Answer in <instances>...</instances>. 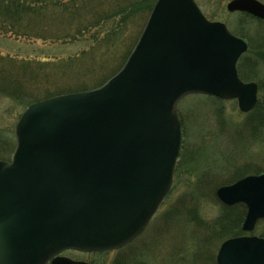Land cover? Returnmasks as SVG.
<instances>
[{"label":"water","instance_id":"95a60500","mask_svg":"<svg viewBox=\"0 0 264 264\" xmlns=\"http://www.w3.org/2000/svg\"><path fill=\"white\" fill-rule=\"evenodd\" d=\"M229 12L264 20L258 0ZM243 39L194 0H156L121 69L100 87L28 106L10 161L0 160V264H45L65 250L102 252L135 238L169 191L181 147L178 102L189 94L257 102L236 64ZM243 203L242 230L264 219V173L216 190ZM217 264H264V238L225 240ZM51 264H88L57 256Z\"/></svg>","mask_w":264,"mask_h":264},{"label":"rangeland","instance_id":"374dc122","mask_svg":"<svg viewBox=\"0 0 264 264\" xmlns=\"http://www.w3.org/2000/svg\"><path fill=\"white\" fill-rule=\"evenodd\" d=\"M49 1L57 4L56 9H61L63 4L70 0H28L34 6L42 5V9L44 7L43 14L29 16L31 19L35 17L30 22L31 28L28 29L27 26L26 30L20 29L21 31L18 32L0 29V62L31 66V72L36 76L30 74L16 76L30 95L38 97L37 101L55 96L54 94L58 92L56 90L64 87H74L76 90H65L58 92L57 95L89 90L98 86L101 83L98 81L129 49L141 23L139 17L124 23L120 18L121 15H115L107 22L100 21L89 25L87 30L77 33L74 32V27L68 30L66 20L54 15L56 11L50 6L48 9L45 7V2L49 3ZM230 1L232 0H194L210 21L224 23L239 37L240 34H236L235 30L243 31L245 36L241 38L248 43L253 54H256L252 58L254 57L258 62V76L251 81L259 86L264 83V54L258 52L264 49V24L255 20L252 23L242 24L240 12L227 10ZM258 1L264 3V0ZM95 2L101 3L99 8L105 10L108 6H113L115 0ZM35 11L38 12L39 9ZM86 18L90 20L89 15L84 16L82 20ZM93 21L94 19L90 20ZM111 31L114 32L111 42L108 45L104 44V39L100 42L101 38H106V34ZM0 69L10 71L6 66ZM1 85L3 82L0 83ZM261 91L264 93V88ZM261 91L259 89L258 100L262 98ZM26 108L25 103L0 94L1 160L11 159L16 141L15 125ZM177 112L179 119L182 118V147L171 188L147 227L128 246V249L132 248L135 251L148 248L152 253V259H147L145 255L143 260L147 261L139 259L140 256L133 258L124 248L122 250L124 255H121L120 261L128 264H136L139 261L147 264H216V254L220 244L227 238L235 237L231 234L237 230L240 218L233 213L231 226L227 223L224 228L214 227L213 222L220 217L223 208L216 193L215 195L213 193L211 183L232 180L236 172H240V176L243 175L237 180L264 173V125L254 126L256 129L251 130L250 126H253L252 122L256 123V119H249L251 113L241 112L235 99L220 100L192 94L178 103ZM201 177L202 181L211 184V187H202L203 193L200 195L195 191L187 193L191 191L188 190L190 185ZM194 195L198 197L194 199ZM181 200L186 203L190 201L191 206L197 204L198 217L203 220L200 225L190 222L192 217L190 210L184 213L185 216L183 214L180 226L177 217L169 220L168 217L174 213L173 208L180 206ZM180 207L183 208V205ZM184 223L187 224L186 227ZM242 223L243 221L241 225ZM222 230L224 234H221ZM213 231L215 232L212 233ZM262 232H264V220L259 221L248 235L260 236ZM225 234L230 235L224 236ZM119 253L120 251L101 254L66 251L63 256L88 264H113Z\"/></svg>","mask_w":264,"mask_h":264},{"label":"trees","instance_id":"16d2710c","mask_svg":"<svg viewBox=\"0 0 264 264\" xmlns=\"http://www.w3.org/2000/svg\"><path fill=\"white\" fill-rule=\"evenodd\" d=\"M95 1L96 0H70L69 2L63 4L61 9L60 8L56 9L57 4L49 1V3L45 2L46 4L45 7L48 9L49 8L48 6H50L53 11H56V14L53 13L54 15H56L59 18H64V20H66V25L68 26V30L74 27V32H77V33H80L82 30H87L89 25H94L96 23H99L100 21L107 22L111 17L114 18L115 15H121L120 18L122 22L124 23H126V21L129 22V20H131L132 18L134 19L136 17L140 18L141 20L140 26H138V29L136 30L134 34V37L132 39V43L129 49H127L126 53L122 56V59L121 60L119 59L117 64L115 66H112L110 71L107 73L109 75L106 74L107 76L106 75L103 76L98 81V82H101L99 83V85H101L110 76H112L117 70H119L122 64L124 63V61L126 60L156 0H115L114 5L108 6L105 10L100 9L99 7H101L100 5L101 3L97 4V2ZM41 7L42 5L34 6V4L31 2H28V0H0V29L4 31L7 29H11V31L13 32L21 31L20 29H25L27 26H28V29H30L31 28L30 22L35 17H32L31 19L29 18V16L31 15L36 16L38 13L43 14L44 7L43 9ZM37 8L39 9L38 12L35 11ZM239 14L242 18L241 19L242 24L252 23L253 20L258 21L261 24H264L263 21H259L247 14H244V13H239ZM66 15L68 16L65 17ZM86 15L87 16L89 15L90 20L94 19V21L90 22L88 18L82 20L84 16ZM74 18H75L74 20L75 23H73ZM70 19L72 21H70ZM235 33L240 34V36L243 38L245 36V34H243V31L235 30ZM113 34L114 32L112 31L109 32L108 34H106L105 36L106 38H101L100 42L103 41L104 39L103 41L104 44L108 45L112 40L111 36ZM250 49L251 48L248 45L247 51L241 56V58L239 59L237 63L238 75L244 81H251V80L256 79V77L258 76V72H259L257 70L258 69L257 59H255L254 57L252 58V56H255L256 54H253V52ZM258 52L264 54V49L262 48L261 51H258ZM9 64H10L9 62H2V63L0 62V68L3 66H6L7 68L10 69V71L8 70L3 71L2 69H0V83L3 82V85L0 86V94L6 95L7 97L15 99L16 101L25 103V107L33 102H36L38 97L36 98L35 96H33V94L30 95L29 92L27 91V88H25L22 85V83L19 81V79L16 76L18 74H22L23 76L26 74H30L31 76H36L35 74L31 72L32 71L31 66L28 64H20V65L13 64V63L10 65ZM104 78L106 80H104ZM75 88L78 89L79 87L75 86ZM81 88H84V87H81ZM262 88H264V83H262L261 85L259 84L260 91ZM65 90L67 91V90H76V89H74V87H70V88L64 87L56 91L65 92ZM57 93H55L54 95H57ZM250 113L252 115L251 114H250L251 116L249 115L250 116L249 119L251 118L256 119L255 121L256 123L252 122L253 126H250L251 130L256 129L254 126L261 127L262 124L264 125V93L263 92H262V98L258 100L256 106ZM180 121L182 122V118H180ZM241 172L243 173V171ZM239 173L240 172H236L235 175L232 177V180H227V181L217 183V184L211 183L212 188L214 189L213 190L214 195H215V190L219 185L221 186L227 185L228 183H232L233 181L243 176V175L240 176ZM202 177L197 182H194L193 184L190 185L188 190H191V191L190 192L188 191L187 193H193L195 191L198 195H200L203 193L202 187H206V186L211 187V184L207 182L204 183L202 181L203 180ZM196 197L198 196L194 195V199H196ZM181 203H180V206L183 205V208H181L180 206H178L179 208L178 207L173 208L174 213H172V215L168 217L169 220L171 221L174 219V217H177V219L180 220L179 222V226H180L181 219L183 218V214L186 213L188 210H190V216H192L190 218V222L200 225L203 222V220L198 217V210H196L197 204L196 206H193V205L191 206L190 201L186 203L183 200H181ZM221 207L223 208L222 214L220 215L219 218H217L218 220L216 219L213 222L214 227L219 228V229L221 227L224 228V226L227 223H229V226H231L230 225L232 223L231 217H232V214L235 213V216H237V218H240V224L236 228L237 230L234 231L233 234L231 233L230 234L232 236H238V235L244 234L241 228V222L243 221L244 215L246 213V207L243 204H237V205L230 206V207L222 205ZM186 225L187 224L184 223V227H186ZM215 231H213L212 233H214ZM221 234H224L223 230L221 231ZM229 235L225 234L224 236H229ZM260 236L264 237V232H262ZM128 246L130 245L128 244L125 247L118 250L120 251V253L117 255V259L114 260L115 262L113 264H125V263L128 264V262L120 261L121 255H124V253L122 252L124 248H125V251L127 250L126 253L128 252V254L131 255L133 258L140 256L139 259L142 258L143 260V257L146 256L147 259H152V255H151L152 253L148 248H142L140 250L135 251V249H132V248L128 249ZM143 261H147V260H143ZM143 261L136 262V264H147V262L145 263Z\"/></svg>","mask_w":264,"mask_h":264},{"label":"flooded vegetation","instance_id":"af4514ba","mask_svg":"<svg viewBox=\"0 0 264 264\" xmlns=\"http://www.w3.org/2000/svg\"><path fill=\"white\" fill-rule=\"evenodd\" d=\"M62 256H63V254H61ZM47 264H49V263H47Z\"/></svg>","mask_w":264,"mask_h":264}]
</instances>
